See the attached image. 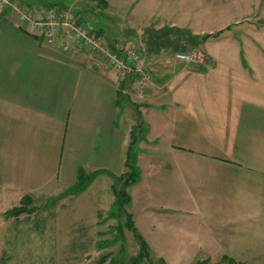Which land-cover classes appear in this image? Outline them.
Here are the masks:
<instances>
[{
  "label": "crops",
  "instance_id": "crops-1",
  "mask_svg": "<svg viewBox=\"0 0 264 264\" xmlns=\"http://www.w3.org/2000/svg\"><path fill=\"white\" fill-rule=\"evenodd\" d=\"M11 2L36 16L55 4ZM197 3L247 6L225 18L245 23L243 40L206 51L202 61L152 68L135 120L120 98L133 96L131 80L94 68L90 54L64 51L69 35L59 32L48 44L0 10L1 209L26 195L59 194L79 168L97 171L85 191L98 179L109 182L127 171L136 128L140 172L126 188V208L150 254L264 262V27L255 25L264 20V0Z\"/></svg>",
  "mask_w": 264,
  "mask_h": 264
},
{
  "label": "rangeland",
  "instance_id": "rangeland-1",
  "mask_svg": "<svg viewBox=\"0 0 264 264\" xmlns=\"http://www.w3.org/2000/svg\"><path fill=\"white\" fill-rule=\"evenodd\" d=\"M43 1L55 3L53 6L59 9L70 7L77 20L81 24L88 22L107 44H124L140 50L151 81V69L180 62L177 54H199L198 61L205 60L206 51L231 45L232 40L241 43L242 31L246 28L243 22L236 25L238 22L225 18L238 16L247 6L197 3L204 0L194 3H191L193 0H167L179 1V4L150 3L164 0H104L105 5L91 0ZM255 25L264 27V20L256 21ZM226 37L229 38L224 40ZM120 98L127 115L135 120L138 107L144 101L134 96ZM132 156L135 159V151ZM137 170L139 173L138 167ZM120 175L109 182L98 179L85 192L69 193L65 191L67 188L53 196L32 194L35 197H30L29 213L18 218H6L5 211L1 210H9L19 203L7 202L2 209L0 206V264H130V259L139 252V243L127 225L126 212L115 209L117 198L111 187L119 189L117 177ZM135 200L141 201V197ZM197 261L202 260L164 261L149 252L140 264H195ZM207 261V264H227L221 260Z\"/></svg>",
  "mask_w": 264,
  "mask_h": 264
},
{
  "label": "built area",
  "instance_id": "built-area-1",
  "mask_svg": "<svg viewBox=\"0 0 264 264\" xmlns=\"http://www.w3.org/2000/svg\"><path fill=\"white\" fill-rule=\"evenodd\" d=\"M7 9L17 21L33 31L39 32L43 40L54 43L59 32L69 35L72 45L62 43V49L72 54L86 53L93 57L94 68L115 70L119 81L131 80L132 95L142 100L151 85L150 75L145 71L143 56L140 50L126 45H109L101 40L93 27L81 24L75 12L67 6L57 8L50 6L43 14L36 16L30 11L21 9L11 0H0V10ZM183 62L198 61L199 54L180 53L176 56Z\"/></svg>",
  "mask_w": 264,
  "mask_h": 264
},
{
  "label": "trees",
  "instance_id": "trees-1",
  "mask_svg": "<svg viewBox=\"0 0 264 264\" xmlns=\"http://www.w3.org/2000/svg\"><path fill=\"white\" fill-rule=\"evenodd\" d=\"M94 2H97L98 4L105 5L104 0H91ZM56 5V4H53ZM50 5V6H53ZM209 37V36H208ZM137 115L139 117V112L137 111ZM137 141L136 136V128H133L131 130L130 134V142L127 147V153H126V160H125V166L127 167V172L117 177L118 181L120 182L119 189H115L114 185H112L111 189L116 196V204L115 209L116 211H122L126 212L127 216V225L130 229V231L134 234L137 242L139 243V252L138 254L130 259V264H140V261L148 256L149 248L142 236L137 232L136 228L133 225L131 214L127 211H125L124 207H126L130 202V196L126 191V188L132 184H134L138 180V170L135 165V159L134 156H132V152L135 151V144ZM97 175V171L87 173L85 170L79 168L77 180L73 186L65 190L66 192H72V193H79L83 191L89 183L93 180V178ZM111 178L115 179L116 176L110 175ZM31 198L30 196L26 195L23 196L19 202L18 206H15L5 212L6 218H18L22 214H28L29 213V204H30ZM222 262H226L227 264H242L241 262L234 261L230 258L223 257ZM207 260L197 261L195 264H207ZM217 264V263H216Z\"/></svg>",
  "mask_w": 264,
  "mask_h": 264
}]
</instances>
